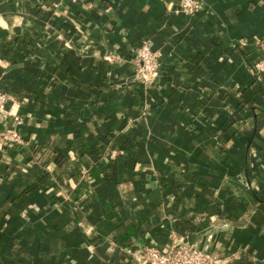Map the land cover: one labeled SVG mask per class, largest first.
Returning a JSON list of instances; mask_svg holds the SVG:
<instances>
[{
    "label": "crops",
    "instance_id": "obj_1",
    "mask_svg": "<svg viewBox=\"0 0 264 264\" xmlns=\"http://www.w3.org/2000/svg\"><path fill=\"white\" fill-rule=\"evenodd\" d=\"M204 1L214 15L200 26L196 20L172 13L179 0H0V77L3 89L14 98L10 105L23 120L20 131L27 141L20 151L0 152V264H44L43 256L68 260L89 247L94 249L92 264H109L106 258L125 264L124 254L112 257L110 236L115 229L124 232L129 222L137 230L130 245L152 240L164 245L175 234L208 247L225 259L224 264H264V85L253 86L255 78L247 67L258 59L259 50L249 47L246 60L241 52L234 54L233 63L225 56L239 38H264V0ZM149 36H155L165 50L166 44L175 46L170 62L191 59L198 47L209 59L195 77L186 72L188 68L171 72L173 78L188 80L185 86L191 85L183 96L192 108L190 114H205L208 119L215 115L216 123L224 118L225 122L231 109L240 110V102L229 95L225 108H220L221 93L236 88L249 108L240 113V132L229 138L228 146L218 149L206 144L204 151L190 145L193 139L183 133L177 113L161 114L159 123L162 119L166 125H175L174 141L182 149L179 157L195 175L183 187L185 193L174 189V198L166 195L164 201L153 182L133 180L124 166L118 173L112 168L117 181L104 187L106 198L100 192L90 199L84 196L83 186L75 188L70 183L69 176L74 173L69 159L88 164L89 148L76 157L58 149L74 135L73 120L66 115L78 108L80 96L89 94L95 84L103 81L102 87L107 86L110 75L131 76L128 67L116 68L103 59L106 52L126 55L128 45ZM204 98L212 104L208 106ZM174 100L179 102L177 97ZM193 105L199 112L193 111ZM200 151L207 158L204 162L196 160L203 155ZM157 163L159 171H170L160 158ZM171 177L166 179L170 182ZM65 189H71V194ZM73 205L87 210L77 214ZM85 212L96 214L89 223L83 219L90 224L85 236L91 237L83 246L78 216ZM68 219L67 229L63 224ZM62 241L71 252L62 249ZM237 251L230 263L227 257Z\"/></svg>",
    "mask_w": 264,
    "mask_h": 264
},
{
    "label": "rangeland",
    "instance_id": "obj_2",
    "mask_svg": "<svg viewBox=\"0 0 264 264\" xmlns=\"http://www.w3.org/2000/svg\"><path fill=\"white\" fill-rule=\"evenodd\" d=\"M77 2L85 3L81 1ZM197 2L200 6L193 14L185 13L178 6L172 13L183 14L190 18V20H196L200 26H204V23L214 14L204 0H197ZM235 43V45L233 44L230 47L229 52H225L229 63H233V55L239 52H241L245 60L248 59L249 47L258 46V59L253 64L247 63V67L249 68L250 74L255 78V84L253 86L256 88L264 85V73L255 69V65L264 57V38L253 35L251 37L239 38ZM174 47L173 45L166 44L165 50V48L159 47L155 36H149L136 41L133 45H128L126 55L119 53L117 50L104 54L103 59L105 58L108 62L113 65L115 64L116 68L126 66L132 70V73L128 79L120 77L121 75H110L107 79L109 83L105 87L101 85L103 81L95 84V87L89 90V94H82L80 96L78 108L75 111H69L70 114L66 115L71 121L73 120V127L69 125L73 128L74 135H71V138H68L65 142L63 141L58 149L66 152L65 154L71 151L70 156L73 154L75 157L78 155V152L84 151L86 148H89V151L92 150L91 155L88 157V160H90L89 165L82 164L80 161L76 162L72 158L69 159L71 162V168L69 169H73L70 172H74L73 174L69 173L70 183L74 184L73 186L75 188H79V185H81L89 190L85 184H80L81 179L85 173L86 176H89L90 172L91 176V169L96 164H100L103 161L102 158L111 161L110 166L115 168L117 173L120 170L122 172L124 166L126 168L129 167L130 178L132 177L133 180H137L143 184L148 182L152 183L155 180L158 181L160 176H162L163 181L170 183L171 180L169 182L166 179L169 174L176 184L179 183L183 187L192 183L195 175L189 173L190 171L186 163L181 162L183 160H181L179 155L182 153V149L174 141L176 136H178V132L173 130L175 125L173 122L172 125H166L162 119L161 123H159V117L166 110L177 113V117L181 119L184 125L183 133L191 136L193 139L190 145L194 150L199 151L203 149L204 151L206 144L208 146L211 144L218 149H224L225 146L231 143L229 138H234L240 132L237 127V124L240 123L238 118L240 117L242 119L240 113L248 110L249 105L247 101L244 100L245 102H243L241 100L243 94H241V90L238 88H236L237 90L225 91L224 94L221 93L223 103L221 105L219 103L220 108L221 106L225 108V103L228 102L230 96H233L236 100L238 99V103L240 102L238 107L240 108L238 110L240 112L238 113L236 109H231L227 120L224 122V118L221 124L216 123L217 116L215 115L211 119H208L205 114H190L188 112L192 108L184 103L183 96H185L184 93L189 91H186L185 88L191 89V85L185 86L188 80H184V78L179 76L173 78L171 72H183L184 68H188L186 72H192L193 74L191 76L195 77L194 75L197 76L201 66H207L209 59L199 51L200 47H198L191 59L184 62H170L168 58L174 55ZM81 64L83 69L84 63L81 62ZM64 73H67L66 70H64ZM64 78L68 79L67 77ZM197 79L200 80V78ZM174 80H177V82H174ZM168 88L170 91H167L169 90ZM202 94L204 96L209 95V93ZM175 97L179 99V102L174 100ZM208 99L210 100V98ZM209 100H205L208 106L212 104ZM171 106L175 108H168ZM193 107L195 108L193 111L199 112L200 108H196L195 105ZM65 118L67 119V117ZM201 118L204 119L203 123L200 122ZM99 119H102L101 123H97ZM92 122L96 124H92ZM87 137H90L91 140L88 139L87 143H83V139ZM204 137L206 139L202 141L201 138ZM225 137H228V140ZM184 143L188 144V142ZM153 151H156V154H152ZM198 153L203 154L201 151ZM205 153L209 152L207 151ZM161 154L166 156L161 157ZM159 158L163 161L162 164L171 167L170 171L167 169L159 171V164L157 163ZM206 159L204 154L196 158V160L201 162H204ZM117 173L114 171L115 181H117ZM94 182L93 196L95 195L97 186H100L102 183L96 180ZM117 187L120 188V183ZM183 187L181 190L185 193ZM104 191V188H102L101 194L104 196L103 198H106ZM107 191L108 196H111L112 194L109 188ZM173 191L175 190H172V194L174 193ZM67 192L70 195L71 189L67 190ZM94 198L96 199V197ZM163 198L164 201L167 200L166 196ZM108 201L107 199L104 203ZM84 210L87 209L82 208L74 212L79 214V212H84ZM80 214L78 216L79 222H83V219L92 221L96 213L94 212L93 214L90 212L87 214L85 212ZM91 224L94 223L91 222ZM95 224L97 225V223ZM68 225H71V220L69 219L65 220L63 227L67 226L68 229ZM85 233L84 231L82 232L81 235L84 237L80 240L83 246L88 239H91L90 236L86 238L87 235ZM68 242L70 243V241ZM82 245L78 250L83 248ZM82 252H86V255H82L84 258L80 261L77 260V263L92 264L93 257L91 258L92 254L90 251L88 249H82V251H78V255ZM54 258L49 256L47 264H74L76 262L72 255L67 257L68 260L64 258V260L60 261L61 263L57 259L53 261Z\"/></svg>",
    "mask_w": 264,
    "mask_h": 264
},
{
    "label": "built area",
    "instance_id": "obj_3",
    "mask_svg": "<svg viewBox=\"0 0 264 264\" xmlns=\"http://www.w3.org/2000/svg\"><path fill=\"white\" fill-rule=\"evenodd\" d=\"M73 2L81 1L86 2L87 0H71ZM200 4L197 0H179V9L185 11L187 14H193ZM255 69L264 73V57L262 60L255 65ZM10 103H14L12 95L7 93L3 89L2 79L0 77V152L4 149H16L22 150L26 147L27 141L23 137L20 131V125L23 120L21 117L13 111ZM13 105V104H12ZM86 171V170H84ZM154 187L162 193V196L173 198L172 190L182 189L181 184H176L173 180L170 183L163 181L162 176L159 177L158 181H152ZM80 184H85L89 190L84 188V196L90 198L94 194L93 185L94 180L89 176L85 175L82 177ZM73 211L82 209L76 205H73ZM85 221V220H83ZM87 221V220H86ZM87 222H80L81 229L86 232ZM90 234L93 228L90 227ZM113 247H115V244ZM122 254H124V263L126 264H224V258L218 254L210 251L208 247L192 242L187 238L176 236L172 234L169 241L160 245L157 241H137L133 242L128 247L118 248ZM89 251L93 257L94 249L89 247ZM239 252H234L228 256L227 259L230 263L235 261V256Z\"/></svg>",
    "mask_w": 264,
    "mask_h": 264
},
{
    "label": "trees",
    "instance_id": "obj_4",
    "mask_svg": "<svg viewBox=\"0 0 264 264\" xmlns=\"http://www.w3.org/2000/svg\"><path fill=\"white\" fill-rule=\"evenodd\" d=\"M91 151H89V154L91 155ZM103 161L100 162V164H96V166H94L92 169H91V176L90 178L92 180H96V181H100L101 185L97 186V190H95V193L98 197V194L100 196V192H101V189L106 187V185L108 184L109 181L115 179L114 178V173L112 172V166L111 165V161L109 160H104V158H102ZM93 177V178H92ZM75 200H78L77 198ZM95 224V223H94ZM112 234L110 236L112 242L115 244V247H114V250L111 251V255L112 257L114 256H120L121 255V252L118 248H121V247H128L130 246V242L132 240V238L134 237V233L137 232L136 228H135V225L133 223H128L126 225H124V232H121L120 230L118 229H115V230H112ZM82 239V238H81ZM55 242V240L53 241ZM66 241H62V249H68L66 250L67 252H71V249L70 247L67 246V242L65 244ZM86 252H82L80 255H74V259L75 261L77 262L80 261L81 259H83L84 257L82 255H86L85 254ZM73 256V254H72ZM47 259L48 257L47 256H43L42 257V262H44V264H47ZM107 260H109V264H117V262H115L116 260H114V258H112L111 260L106 258ZM56 260V257L53 259V261ZM52 261V260H51ZM60 262V261H58ZM99 263V262H98ZM100 264H102L100 262Z\"/></svg>",
    "mask_w": 264,
    "mask_h": 264
},
{
    "label": "clouds",
    "instance_id": "obj_5",
    "mask_svg": "<svg viewBox=\"0 0 264 264\" xmlns=\"http://www.w3.org/2000/svg\"><path fill=\"white\" fill-rule=\"evenodd\" d=\"M0 24H3V21L2 20H0Z\"/></svg>",
    "mask_w": 264,
    "mask_h": 264
},
{
    "label": "water",
    "instance_id": "obj_6",
    "mask_svg": "<svg viewBox=\"0 0 264 264\" xmlns=\"http://www.w3.org/2000/svg\"><path fill=\"white\" fill-rule=\"evenodd\" d=\"M219 229H222V228H219Z\"/></svg>",
    "mask_w": 264,
    "mask_h": 264
}]
</instances>
